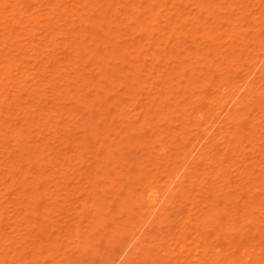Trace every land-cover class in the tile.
Here are the masks:
<instances>
[{
    "label": "rangeland",
    "instance_id": "obj_1",
    "mask_svg": "<svg viewBox=\"0 0 264 264\" xmlns=\"http://www.w3.org/2000/svg\"><path fill=\"white\" fill-rule=\"evenodd\" d=\"M0 264H264V0H0Z\"/></svg>",
    "mask_w": 264,
    "mask_h": 264
},
{
    "label": "bare ground",
    "instance_id": "obj_2",
    "mask_svg": "<svg viewBox=\"0 0 264 264\" xmlns=\"http://www.w3.org/2000/svg\"><path fill=\"white\" fill-rule=\"evenodd\" d=\"M46 1V0H45ZM192 73V72H191ZM193 79V78H192ZM191 81V80H190ZM224 86V85H223ZM157 192V190H155V189H153V188H151V190L149 191V193H147V199H148V201L149 200H151V202H154V203H159L158 202V194L156 193ZM143 197H144V195H143ZM161 197V196H160ZM133 199V198H132ZM147 202V201H146ZM150 203V202H149ZM148 203V204H149ZM152 204V203H151ZM156 204H152L153 206L154 205H156ZM126 208V207H125ZM121 210V209H120ZM132 215H133V213H132ZM130 216V215H129ZM133 216H135V215H133ZM182 261V260H181Z\"/></svg>",
    "mask_w": 264,
    "mask_h": 264
}]
</instances>
